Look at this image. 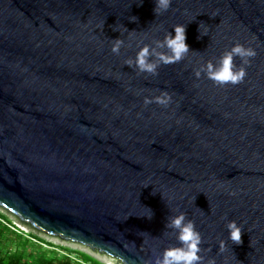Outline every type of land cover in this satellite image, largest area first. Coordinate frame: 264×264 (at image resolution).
<instances>
[{"label": "water", "instance_id": "water-1", "mask_svg": "<svg viewBox=\"0 0 264 264\" xmlns=\"http://www.w3.org/2000/svg\"><path fill=\"white\" fill-rule=\"evenodd\" d=\"M154 7L0 0V207L122 264H153L178 244L165 223L179 211L201 233L204 264H264V0ZM177 24H187L183 60L156 76L125 64ZM236 41L256 51L243 82L196 78ZM161 92L167 107L145 106Z\"/></svg>", "mask_w": 264, "mask_h": 264}, {"label": "clouds", "instance_id": "clouds-1", "mask_svg": "<svg viewBox=\"0 0 264 264\" xmlns=\"http://www.w3.org/2000/svg\"><path fill=\"white\" fill-rule=\"evenodd\" d=\"M171 2L172 0H155L154 13L159 15L161 12L167 11ZM186 27L187 24H177L173 26L174 35L169 31L162 40L157 39L152 44L138 46L135 57L126 59L125 64L128 67H133L139 73L156 76L158 75V68L162 64L167 65L180 62L190 51V47L186 42ZM113 31L118 30L114 29ZM198 31L201 36L206 35V33L201 34L200 25ZM123 45L124 40L120 37L113 39L111 48L113 54L119 55ZM255 56L256 51L253 47L236 41L215 62L210 60L194 69V75L197 79L202 75L206 76L207 79L219 86L236 85L243 82L246 75V66ZM236 57H239L241 60L239 67L234 64V58ZM170 102L171 98L167 92H161L160 95L155 97L144 98L145 106L156 103L167 107ZM151 216L147 217L151 218ZM226 227L228 229V240L235 244L241 243L242 229L237 222L234 220L229 221ZM165 228L171 230L178 244L166 247L160 255L155 257L153 264H204V258L200 255L202 244L201 233L196 228L195 223L186 217L185 213L177 211V214L168 217ZM38 231L41 232L40 230ZM225 247L226 242L221 241L220 251L223 252ZM207 264H216V261L214 258H209Z\"/></svg>", "mask_w": 264, "mask_h": 264}, {"label": "trees", "instance_id": "trees-1", "mask_svg": "<svg viewBox=\"0 0 264 264\" xmlns=\"http://www.w3.org/2000/svg\"><path fill=\"white\" fill-rule=\"evenodd\" d=\"M10 227L18 239L16 244L18 246L14 249L4 247L3 243L7 240L4 234L11 232ZM28 239L48 244L36 235H24L23 232H19L12 221L5 214L0 213V264H103L86 253L69 248H60L64 254H59L57 250H41L39 247L26 253L24 248L30 243Z\"/></svg>", "mask_w": 264, "mask_h": 264}, {"label": "rangeland", "instance_id": "rangeland-1", "mask_svg": "<svg viewBox=\"0 0 264 264\" xmlns=\"http://www.w3.org/2000/svg\"><path fill=\"white\" fill-rule=\"evenodd\" d=\"M0 213L5 214L12 221V223L15 225L19 232H23L24 235H36L37 237L43 239L45 242H48V244L40 243L35 240L28 239L30 243H27L26 247L24 248V251L26 253H29L31 250H36L37 247H39L41 248V250H57L59 254H64L63 251H60V248H69L71 250L86 253L103 264H122L117 259H113L106 254H101L97 251H93L90 248H87L86 246H83L81 244L73 243L70 241L63 240L59 237L49 236L42 232H39L38 230H35L27 225L22 224L15 216L7 213V211L3 210L2 208H0ZM10 231L12 232V227H10ZM11 232H6L4 234V237L7 238V240L3 243L4 247L14 249L16 246H18L16 245L18 239L16 238L17 236H15L13 232Z\"/></svg>", "mask_w": 264, "mask_h": 264}, {"label": "bare ground", "instance_id": "bare-ground-1", "mask_svg": "<svg viewBox=\"0 0 264 264\" xmlns=\"http://www.w3.org/2000/svg\"><path fill=\"white\" fill-rule=\"evenodd\" d=\"M28 226V225H27ZM49 236H54V237H59V236H57V235H49ZM59 238H61V237H59ZM62 239V238H61ZM65 240V239H64ZM66 241H70V240H66ZM71 242H73V241H71ZM73 243H78V242H73ZM78 244H80V243H78ZM81 245H83V246H86L87 248H90V247H88L87 245H84V244H81ZM91 249V248H90ZM91 250H93V249H91ZM93 251H96V250H93ZM98 252V251H97ZM99 253H101V254H105V253H102V252H99ZM107 255V254H106ZM109 256V255H108ZM111 257V256H110ZM111 258H113V259H116L115 257H111Z\"/></svg>", "mask_w": 264, "mask_h": 264}]
</instances>
